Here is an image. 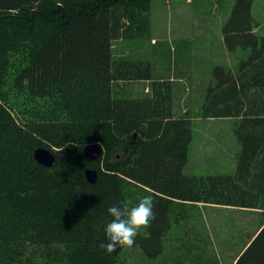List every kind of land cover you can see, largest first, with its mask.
Here are the masks:
<instances>
[{
	"label": "trees",
	"instance_id": "1",
	"mask_svg": "<svg viewBox=\"0 0 264 264\" xmlns=\"http://www.w3.org/2000/svg\"><path fill=\"white\" fill-rule=\"evenodd\" d=\"M153 1L0 0V264H119L124 247L100 246L93 215L145 195L153 216L132 247L149 259L189 205L264 219V36L252 32V0H236L222 26L229 52L250 53L234 72L213 68L196 114L237 119L235 170L214 176L183 173L192 114H175L171 81L154 79L149 60L113 54L115 41H152ZM139 81L148 95L130 88ZM93 144L102 154L87 162ZM40 147L52 166L33 160ZM234 264H264V221Z\"/></svg>",
	"mask_w": 264,
	"mask_h": 264
},
{
	"label": "rangeland",
	"instance_id": "2",
	"mask_svg": "<svg viewBox=\"0 0 264 264\" xmlns=\"http://www.w3.org/2000/svg\"><path fill=\"white\" fill-rule=\"evenodd\" d=\"M185 1H153L150 17L151 35L155 43L115 41L113 54L115 57L149 60L153 65L154 79L172 80L174 112L186 108L192 112L190 163L183 169V173L189 176L230 173L231 171L227 170L231 164L229 155L231 148L236 146L232 126L237 121L217 119L209 121L198 118L196 114L204 100L205 88L212 82L211 71L214 65L217 64L226 70L234 65L237 69V63L241 59H246L250 52L238 49L234 52L227 50L228 53H225L219 42L218 29L222 28L229 18L236 0H191L189 3H183ZM251 16L256 35L264 36V0H252ZM202 27H209L211 32H198ZM179 31H185L190 36L210 35L211 39L204 44L197 39H193L186 46L180 44L179 58L175 49L180 43ZM188 50L191 51L192 57L185 55ZM130 84H126V87ZM148 84L144 81L133 82L130 88L144 96L150 93ZM120 88L124 89V83H120ZM214 148L225 151V157L221 162L225 167L223 172L204 170V166L198 160L201 151ZM205 206L206 204H197L186 208L185 219L172 225L163 238L162 251L154 259L146 257L140 249L125 246L118 263L232 264L264 219L258 210L239 208L215 210ZM107 208L108 206H102L101 210L93 215V226L102 228L110 220ZM144 228L146 227L139 230L142 235H145Z\"/></svg>",
	"mask_w": 264,
	"mask_h": 264
},
{
	"label": "clouds",
	"instance_id": "3",
	"mask_svg": "<svg viewBox=\"0 0 264 264\" xmlns=\"http://www.w3.org/2000/svg\"><path fill=\"white\" fill-rule=\"evenodd\" d=\"M107 213L111 217L103 227L107 242L100 246L111 253L118 247L134 245L139 230L151 222L153 199L151 195H145L132 206L112 204Z\"/></svg>",
	"mask_w": 264,
	"mask_h": 264
},
{
	"label": "crops",
	"instance_id": "4",
	"mask_svg": "<svg viewBox=\"0 0 264 264\" xmlns=\"http://www.w3.org/2000/svg\"><path fill=\"white\" fill-rule=\"evenodd\" d=\"M191 0H186L185 2L183 3H189ZM254 28V27H253ZM209 27H202L198 30V32H201V33H210L211 31H209ZM254 34H256V31L253 29L252 31ZM180 35H181V38H179V41L180 43L178 44V46L175 48L176 51H177V55L178 57L180 58V44H183V46H186V44H189L190 41H192L193 39H197L200 43L204 44L205 42L209 41L211 39L210 35L208 36H205V35H200V36H190L189 33H186L185 31H179L178 32ZM222 28H219L218 29V34H219V42H220V45L222 47V49H224V51H226L225 53H228L227 49L225 50V46L223 45V36H222ZM152 43H155L153 42L152 40ZM199 53V52H198ZM185 55H187L188 57H192V53L190 50H188L187 52H185ZM177 57V59H178ZM243 59H241L240 61H242ZM239 61V62H240ZM239 62L237 63L239 65ZM177 63H178V60H177ZM214 67H219V65H214ZM213 67V68H214ZM212 68V70H213ZM226 70V69H225ZM236 69L234 68V65L233 67H231V69H229V71L231 72H234ZM212 72V71H211ZM162 80V79H161ZM212 80V79H211ZM172 82V80H170ZM144 82H147V81H144ZM149 83V82H147ZM211 83H209L210 85ZM149 85V84H148ZM207 85L206 88H205V92H206V89L207 87L209 86ZM185 112H188V113H192L190 112L187 108L186 109H183L182 111L180 112H177L175 113L177 116L185 113ZM206 120H209V121H214L212 119H206ZM218 121H237L233 118H220V119H217ZM192 121V120H191ZM192 123V122H191ZM234 126V125H233ZM232 126V128H233ZM235 145L236 146H233L231 148V152H230V165L228 167L227 170L231 171L230 173H218V174H232L235 170V155L238 153L239 151V146L236 144L235 142ZM217 152V153H216ZM225 157V151L221 148H214V149H207L205 151H201V153L198 155V160L199 162L202 164V166H204V170H211L213 172H223L225 170V167L222 166L221 162L223 161V158ZM190 163V160H189V151H188V160H187V163L184 167V169L186 167H188ZM189 176V175H187ZM198 205H201V204H198ZM205 207H210L211 209H215V210H220V209H237V208H233V207H225V206H220V205H210V204H206ZM260 228V227H259ZM259 228L257 229V231L259 230ZM257 231L255 232V234L257 233ZM254 234V235H255ZM253 235V236H254ZM249 243V240L248 242L246 243V245L241 249L240 253H238L235 257V259L241 254V252L245 249V247L247 246V244ZM235 259L234 261L232 262V264H234L235 262Z\"/></svg>",
	"mask_w": 264,
	"mask_h": 264
},
{
	"label": "water",
	"instance_id": "5",
	"mask_svg": "<svg viewBox=\"0 0 264 264\" xmlns=\"http://www.w3.org/2000/svg\"><path fill=\"white\" fill-rule=\"evenodd\" d=\"M101 154V147L98 144H93L83 148L81 157L87 162H92L95 161ZM32 158L36 163L45 167H50L55 162V154L43 147L34 150ZM85 177L89 184H94L97 181V172L94 170H87L85 172Z\"/></svg>",
	"mask_w": 264,
	"mask_h": 264
}]
</instances>
